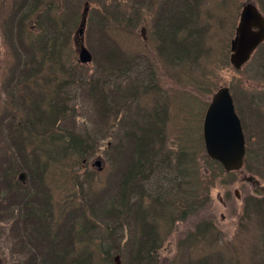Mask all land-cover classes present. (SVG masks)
<instances>
[{
    "label": "trees",
    "instance_id": "obj_1",
    "mask_svg": "<svg viewBox=\"0 0 264 264\" xmlns=\"http://www.w3.org/2000/svg\"><path fill=\"white\" fill-rule=\"evenodd\" d=\"M213 1L0 0V68L6 69L0 77V87L6 90L0 108V207L14 209L30 193L35 197L36 190L39 194L48 188L56 190L59 186L51 188L42 183L47 165L52 175L63 172L56 169L61 164L57 160L75 156L83 164L101 154L107 161L102 170H86L88 184L80 183L71 190L84 203L88 224L73 229L64 222L42 239L27 241L20 236L11 248V264H239L236 253L264 264V199L254 195L245 198L240 222L252 224L257 220L261 224L258 238L247 247L248 253L241 243L233 253L232 245H197L194 240L207 234L197 225L185 238L180 237L178 254L167 257L161 256V238L153 226L160 223L159 215H164L169 205L156 198L152 201L144 184L148 178L144 174L155 167L162 177H173L171 184L179 189L173 208L184 209L182 216H189L208 202V197H197L202 183L198 176L230 173L202 149L195 155L178 145L169 157L160 154L157 146L164 145L163 134L144 126L142 117L150 121V114L139 107L142 96L163 94V83L157 80L160 74L151 64L175 65L181 70L185 64L190 69L201 66L203 60V67L212 69L206 63L211 61L213 45L205 46L203 30L215 34V39L219 30L212 23L203 22L202 32L191 29V25L197 22L194 11L197 14L198 7ZM86 2L85 42L93 54L92 66L77 60L73 40ZM235 15L230 20L220 12L218 18L223 25L229 20L235 22ZM138 21L146 25L150 37V31L154 35L150 49H135L123 42L125 35L136 31ZM96 49L101 59L97 62ZM223 61L227 63V57ZM162 72L172 78L165 67ZM7 83H12L10 90ZM260 129L262 137L263 127ZM109 137L105 144L103 140ZM11 144L16 146L20 160L15 158ZM251 151L248 136V167ZM22 167L30 174L31 192L18 189L16 174ZM111 176L116 194L113 188L100 190V184H109ZM162 188L158 186L166 193ZM40 208L32 205L27 209ZM166 232L170 233L169 229Z\"/></svg>",
    "mask_w": 264,
    "mask_h": 264
},
{
    "label": "rangeland",
    "instance_id": "obj_2",
    "mask_svg": "<svg viewBox=\"0 0 264 264\" xmlns=\"http://www.w3.org/2000/svg\"><path fill=\"white\" fill-rule=\"evenodd\" d=\"M244 1L246 0H216L213 2H207L200 8L198 7L197 14L196 11H194L197 22H194V24L191 25V29L201 31L204 23H212L219 30L217 39H215V34H208L207 28H204L203 30L205 46L210 45V43L213 45L214 53L211 54V61L210 63H206L210 65L212 69H205L203 67V60L201 66H195L192 69L188 67V64L181 66V70L175 65L169 67L165 66V69H167L170 74L172 73V78H169L162 72V75L164 76L162 81L166 89L164 90V93L176 95L177 120L178 118L185 117V125L187 127L196 125V129L204 117V112L211 93L220 85L228 84L230 91L234 94L233 97L235 96L236 109H238L240 117L243 119L245 126L244 131L251 138L250 146L252 151L249 159L250 166L248 167L245 163V166H243L240 171H233L227 174H214L209 172L210 176H198L202 180V183L197 197L200 199L203 197H209V202L206 204L204 201L201 208L189 216H186V214L182 216L184 209L178 211V209L173 208L176 201L175 195H177L179 191V189H176L174 185L171 184L174 181L173 177H162L163 174L160 175L156 167L153 172H146L144 174L148 177L144 181V184L147 185L150 190L149 192H146L147 196L151 198L152 201L156 198L161 201H166L169 205L167 212L164 215H159L161 217L160 223L157 226H153L161 238V256L174 257L175 254H178L180 237L183 236V238H185L186 235L189 232H192L197 225H199V230H207L205 238L194 240L197 242V245L207 244L216 247H228L232 245V253L235 250L237 251L236 247L239 243L244 245V252L248 253L247 247L255 242V237L258 238V231L261 227L260 222L257 220L253 221L252 224H248L244 221L240 222V215L243 210L246 209V197L254 195L259 199H264V169H261L264 167V148H260L262 138L258 135L260 125L261 127H264V119L258 115L260 111L264 110V45L251 56V59L244 64L241 69H235L230 63L228 65L223 61L224 58H229V41L233 35V30H231L230 27L234 29L238 19V16L235 14H239L240 7ZM256 1L264 8V0ZM220 12L225 13L230 20H233V16L235 15V22H230V27L227 24L222 25L218 18ZM137 23L136 31L132 35H125L123 42L128 43L129 46H133L135 49L140 50L144 46L147 49H150L154 43V35L150 31V37L149 32L146 29L147 37L144 39L139 31L143 23L142 21H138ZM211 31H214L213 27L211 28ZM194 37V34L191 35L190 40ZM73 40L74 44L79 40V35L77 33H74ZM77 48L78 44L76 45V49ZM96 50L98 51L96 54L97 62L101 59L99 50ZM76 55L78 56V53ZM2 62L3 59L2 56H0V67ZM149 62H151L150 59H148V63ZM93 64L94 63H91L90 65L92 66ZM220 65L221 68H219ZM154 69L157 71L158 75L163 70L162 68L155 67ZM5 74L6 69L0 68V77L2 78ZM176 74L185 78L178 79ZM11 88L12 83H7L6 89L10 90ZM190 93L196 95V98L190 96L192 95ZM151 96L154 99L153 95ZM184 98L197 103L196 105L198 107L194 109L196 111H193L185 101L183 103ZM257 98L260 103H256ZM165 108L167 112V107ZM251 120L253 121L252 124ZM166 121L168 124L175 125L178 130L179 126L174 123L167 114ZM89 124H92V122H89ZM253 126L254 129L255 127L257 129L253 130ZM196 129H188L190 133L187 131L185 132L182 129V133L187 141L183 136L179 135L178 131H175L177 133L175 143L173 142V138L172 140H167L166 145L160 144V146H157L159 153L169 157L176 148L177 137L179 135L181 138V149L184 151L190 150L193 154L198 155L200 148V146H198V141H201L202 134L198 133L199 128L197 131ZM252 134H254V136ZM259 149H261L260 152L258 151ZM258 153H261V155L258 156ZM93 162L94 159L89 160L87 166L90 168H98ZM78 163L77 158L72 156L70 159L64 160L63 163L57 165L56 169L63 171L61 174H63L67 181L66 188L63 189L60 185L56 190L48 188L46 193H40L35 203L37 207H41L40 209H34L33 212H30L29 209H24V204L19 206L20 209H5L0 207V215L5 214L8 216L6 218H12L20 229L35 226L40 227V230L33 234L35 239L45 238L50 235L47 232L48 230L54 232L60 229L64 222H67V226L72 227L73 229H76L77 227H85V225L88 224V218L86 216L87 209H85L84 203H81L74 194H71V190L80 185L78 178L80 177L81 168L77 170L74 169ZM105 163L106 162L103 160L102 164L104 166ZM81 165L82 164H80V166ZM199 165H202L200 160ZM61 174L59 176H61ZM247 174L258 178V183H255V186L252 185L250 181H247V179H243ZM198 175L201 174L199 173ZM112 181L113 177L111 176V182H108L109 184L101 183L100 190L107 187L113 188L116 194V185L113 186ZM158 186L163 187L162 189H164L166 193H161ZM170 188L171 190H169ZM235 189L238 190V197L236 196ZM255 189L256 192L254 191ZM21 190H25V193L27 190L30 191L31 189L25 185V187L21 186ZM205 192H208L207 196L205 195ZM29 195H31V193ZM101 198H104V196H101ZM252 209L257 208L253 206ZM40 211H43V220L48 222V225L46 226L42 225L40 218H37L35 215ZM108 212H110V209H108ZM5 227L6 223L0 221L1 232ZM168 229L170 233L166 232ZM160 233L165 236L164 239ZM14 242L15 240L11 236L0 239V255L2 259L3 256L9 258V251ZM8 247H10L9 251ZM213 250L217 249L213 247ZM236 256L240 261L239 264H255L254 260L250 261L246 257L242 258L238 253H236ZM39 257L40 255H38L37 258ZM222 257L227 258L224 254Z\"/></svg>",
    "mask_w": 264,
    "mask_h": 264
},
{
    "label": "water",
    "instance_id": "obj_3",
    "mask_svg": "<svg viewBox=\"0 0 264 264\" xmlns=\"http://www.w3.org/2000/svg\"><path fill=\"white\" fill-rule=\"evenodd\" d=\"M88 6L84 7L79 28L81 34L78 44V58L89 62L92 54L83 41V28L86 22ZM259 27L253 30L252 26ZM144 37L145 27L141 28ZM264 37V17L252 3H247L241 12L236 35L231 40L234 53L231 61L239 67L250 55L253 48ZM204 141L208 154L222 162L226 169L239 168L245 150L244 135L240 119L235 113L232 97L227 88H220L210 102L205 114ZM1 264V263H0Z\"/></svg>",
    "mask_w": 264,
    "mask_h": 264
},
{
    "label": "bare ground",
    "instance_id": "obj_4",
    "mask_svg": "<svg viewBox=\"0 0 264 264\" xmlns=\"http://www.w3.org/2000/svg\"><path fill=\"white\" fill-rule=\"evenodd\" d=\"M259 29V27L258 26H255V28H254V30H258ZM264 45V37H263V39L253 48V50L251 51V53H250V55H249V57L245 60V63H247L250 59H251V56L257 51V50H259L262 46ZM190 94H192V93H190ZM190 96H194L195 98H196V95H194V94H192V95H190ZM261 97V96H260ZM206 112L207 111H205L204 112V115L206 114ZM259 115V114H258ZM254 117V116H253ZM253 117H252V119H253ZM254 120V119H253ZM252 121V120H251ZM257 121H260V120H257ZM253 123V121L251 122V124ZM261 123V122H260ZM204 124H205V118H202V120H201V122L199 123V127H204ZM249 124H250V122H249ZM250 124V125H251ZM257 124V123H256ZM264 124V123H263ZM249 125V126H250ZM254 126H255V124H254ZM254 126L252 127L253 128V130H256L257 128L255 127V129H254ZM260 127H261V125H260ZM259 127V128H260ZM258 130H260V129H258ZM263 130V129H262ZM263 132V131H262ZM263 134V133H262ZM262 134H260V135H262ZM259 135V134H258ZM256 136H257V134H256Z\"/></svg>",
    "mask_w": 264,
    "mask_h": 264
}]
</instances>
